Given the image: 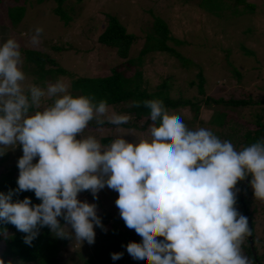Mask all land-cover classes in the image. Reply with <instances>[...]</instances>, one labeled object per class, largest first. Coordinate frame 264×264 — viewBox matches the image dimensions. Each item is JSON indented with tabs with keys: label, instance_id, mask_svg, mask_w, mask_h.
Here are the masks:
<instances>
[{
	"label": "clouds",
	"instance_id": "obj_1",
	"mask_svg": "<svg viewBox=\"0 0 264 264\" xmlns=\"http://www.w3.org/2000/svg\"><path fill=\"white\" fill-rule=\"evenodd\" d=\"M42 33V27L35 29L33 44ZM22 65L20 43L8 38L0 44V155L18 145L23 155L17 189L0 192V222L25 233V244L31 245L45 226L57 237L94 244L95 228L106 229L97 205L78 194L90 191L98 198L107 186L118 192L115 204L126 227L142 238L127 245L133 259L252 264L242 253L250 234L245 192L240 200L246 216L235 207V188L251 175L255 199L264 201V139L237 150L210 129H189L162 100L151 99L142 102L152 121L149 137H119L106 146L94 135H83L90 122L120 126L130 122L129 114L110 111L106 99L73 95L62 78L46 86L26 85ZM129 107L139 108L141 102ZM24 191H34L42 202L13 201ZM0 235L7 237L6 230Z\"/></svg>",
	"mask_w": 264,
	"mask_h": 264
},
{
	"label": "rangeland",
	"instance_id": "obj_2",
	"mask_svg": "<svg viewBox=\"0 0 264 264\" xmlns=\"http://www.w3.org/2000/svg\"><path fill=\"white\" fill-rule=\"evenodd\" d=\"M194 2L185 0H67L64 7L72 6V13H70L72 18L68 23H64L51 13V8L56 4L53 0H43L41 3H36V0H28L24 16L16 25L7 26L6 20H2L3 15H1L5 12V8L0 9V44L8 38H15L20 43L21 50L32 48L45 51L56 60L60 67L73 73V75L101 76L107 74L112 66L120 62V57L116 55L113 48L103 47L96 41L99 31L105 25V15H114L127 31L134 34L135 40L129 49L130 54L138 53L146 33L149 32L150 24L154 19L153 16H157L168 24L170 33L175 38L184 42L180 46H175L172 42L168 44L182 55L189 56L196 61L200 60L205 66L207 94L228 97L229 94L233 93L237 97L245 94V90L259 94L258 87L262 89L263 84L260 82L261 80L264 81L263 5L258 6L254 14L248 13L224 20L212 14H205ZM257 3L260 4V1L257 0ZM37 27H42L43 33L39 43L33 44L32 36ZM53 44L62 45L64 48L60 50L50 48V45ZM243 45L245 46L244 50H241ZM196 46H203V48H198V50L201 49L200 53L194 50ZM226 49L230 50L229 61L241 73L240 81L233 77L230 65H227L224 55L221 54ZM249 53H253V55ZM48 66L45 65V68ZM141 69L144 84L148 90L154 89L156 84L167 76L169 77L167 78L169 79L167 85L170 86V90L178 89L184 97L196 95L195 88L188 86L195 71L181 67L175 59L166 53L152 52L144 55ZM25 74L26 85L46 86L47 82H55L58 78H62L70 87L69 76L46 73L42 80L37 79L30 72H25ZM251 83L252 87L246 86ZM243 85L246 86L245 89ZM222 86L223 89H221ZM51 102L48 101V103ZM128 105L129 103L109 106L112 112L127 114L121 108ZM218 108L221 109L220 106ZM241 110L240 107H232L229 111L237 117L241 114ZM171 112L180 115L185 121L193 118V111L187 106ZM209 115V110L201 108L199 114H196L197 117L194 118L193 124L190 125L191 129L203 128L206 122L199 125L198 120H206ZM216 121L214 120L213 123ZM92 126L89 125L83 135H94L106 146L110 143L106 144L102 142V139L108 136H111L113 140L124 137L129 141H134L135 137H149L148 130L141 132L135 128L109 129L107 126L105 128ZM217 126L211 124L206 129H210L222 141H230L235 148L240 145L238 142L240 141V133L228 131L226 134H220L223 128H217ZM22 155L23 151L20 145L15 149H8L4 155H0V171L14 164L18 165V160ZM33 162H38V157ZM238 190L239 187L236 185L235 191ZM245 190L243 191V186H241L240 191L245 192ZM93 197L90 191L78 194L81 201L89 203L94 202ZM117 198L118 192L107 186L100 190L97 198L100 202V206L97 207V215L107 213L123 221L115 204ZM246 201L249 213L258 218L253 234L256 239L259 238L263 242V245H258V248L264 254V201L255 199L254 189L250 183ZM242 211L244 212V210ZM238 212H240L239 208ZM123 223L125 225L124 221ZM131 231L134 232L135 237L141 238L134 230ZM64 242L59 251L60 259L64 264H80L82 259L88 256L92 246L87 241L81 243L74 239L66 238ZM242 253L247 256L243 248ZM138 261L140 264H146L144 260ZM262 264H264V255Z\"/></svg>",
	"mask_w": 264,
	"mask_h": 264
},
{
	"label": "trees",
	"instance_id": "obj_3",
	"mask_svg": "<svg viewBox=\"0 0 264 264\" xmlns=\"http://www.w3.org/2000/svg\"><path fill=\"white\" fill-rule=\"evenodd\" d=\"M42 1L36 0V3H41ZM53 1L56 4L51 8V13L56 15L64 23H68L72 18L70 14L72 13V6L64 7V3L67 0ZM185 1H195L197 6L205 14H212L224 20L236 18L237 16L248 13L254 14L258 6L263 5L264 7V0H259L260 4L257 3V0ZM27 2L28 0H0V9L5 8V12L1 13L3 15L2 20H6L7 26L16 25L21 21L26 10ZM105 16V25L99 31L96 41L103 47L113 48L116 55L120 57V62L112 66L107 74L101 76L73 75V73L60 67L56 60L47 52L32 48H24L21 50L23 56V71L30 72L37 79L42 80L46 73L69 76L70 89L73 95H88L93 97L95 101L106 99L109 105H123L126 103L130 105L133 102H141V107L139 108L129 107V105L127 107H120L121 110L123 109L122 111L127 112L132 117L128 124L120 126L105 124L104 126H98L93 121L90 122V126L95 125L96 127L104 128L107 126L109 129L120 127L125 129L135 128L141 132L146 131L152 124V121L149 118V110L143 107L142 102L145 100L160 99L163 101L167 111L171 114V111L185 106L193 111V118L186 121L183 120L187 127L193 124L194 118L196 119V114H199L201 108L209 110L210 115L208 119H199L198 124L201 125L203 122H206L203 128H207L211 124L218 125L217 128H223L220 134H226L228 131L230 133L234 131L235 133H240V137L238 136L240 145L236 147L237 150H241L243 147L264 139V81L261 80L260 82L263 84L262 89L257 85L260 90L259 94L254 91L251 93L248 90H245V94L237 97L233 93L229 94L228 97L207 94V76L204 72L205 66L200 60L196 61L189 56H184L168 44L172 42L173 45L180 46L184 42L183 40L181 41L175 38L170 33L168 24L163 19L153 16L154 19L150 24L149 32L146 33L145 40L138 53L130 54L129 49L135 40L134 34L127 31L125 26L114 15L107 14ZM244 47L243 45V49L241 50H244ZM50 48L60 50L64 47L53 44L50 45ZM198 48H203V46H196L194 50L199 52L201 49L198 50ZM152 52L166 53L175 59L181 67L195 71L193 79L189 81L188 86L195 88L196 95L193 97H184L178 89L170 90V86L167 85L169 81L167 79L169 77L167 76L162 78L154 89L148 90L144 84L141 64L143 63V56ZM221 54L224 55L223 57L227 61V65H230L233 77L240 81V71L229 61L228 54H230V50L226 49ZM249 54L253 55V53ZM45 65L49 66L45 68ZM246 86L250 88L252 87V83ZM246 86L243 85L244 89ZM221 89H223V86ZM219 106L221 109L218 108ZM232 107H240L242 109L241 114L237 117L231 114L229 110ZM214 120H217L216 123H213ZM112 141L113 138L111 136L102 139V142L106 144ZM18 176L19 169L17 164L0 171V192L7 193L10 190L17 189ZM243 181L244 179L237 183L239 190L236 191L235 207L237 206L240 209V214L246 216L242 211L243 208L240 200L242 196L240 189ZM250 181L251 176L249 175L248 182L245 185L246 190L244 195V204L246 207V194ZM82 192L88 193L89 191ZM25 197L31 198L33 205L42 202L36 198L34 191L18 192L13 196V201L23 200ZM93 201L97 207L100 206L97 198L93 197ZM247 213L252 223V241L254 250L256 251V258L253 257L247 236L242 244V248L252 264H262L264 254L263 251H259L258 245H263V242L259 238L256 239L253 234L254 226L258 218L249 213L248 207ZM98 216L101 218L106 231L100 227L95 228V242L92 244L88 256L82 259L80 264H140L138 260L133 259L127 253L126 249L130 241L141 242L142 238L135 237L134 232L129 230L121 219H117L107 213ZM59 219L63 225L65 223L63 217ZM5 230L7 237L0 235V264H64L60 259L59 251L61 246L64 245L66 238L55 236L47 226L39 228L38 235L32 241L31 245L24 243L25 233L18 231L12 224L0 222V232ZM116 252L123 253V255L121 259L114 261L111 256L112 253Z\"/></svg>",
	"mask_w": 264,
	"mask_h": 264
},
{
	"label": "water",
	"instance_id": "obj_4",
	"mask_svg": "<svg viewBox=\"0 0 264 264\" xmlns=\"http://www.w3.org/2000/svg\"><path fill=\"white\" fill-rule=\"evenodd\" d=\"M264 125V124H263ZM248 179H249V176H247L244 181H243V191L245 189V185L247 184L248 182ZM243 201V198L241 199ZM248 218V217H247ZM248 222H249V231H250V234L247 235V238H248V241H249V246H250V249L252 251V254H253V257L256 258V251L254 250V245H253V241H252V235H251V223H250V219L248 218Z\"/></svg>",
	"mask_w": 264,
	"mask_h": 264
}]
</instances>
